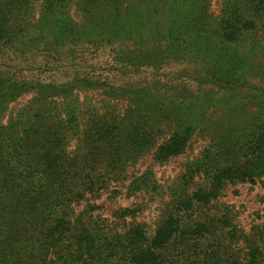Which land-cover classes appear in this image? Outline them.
<instances>
[{
    "label": "trees",
    "instance_id": "obj_1",
    "mask_svg": "<svg viewBox=\"0 0 264 264\" xmlns=\"http://www.w3.org/2000/svg\"><path fill=\"white\" fill-rule=\"evenodd\" d=\"M241 188L264 0H0V264H264Z\"/></svg>",
    "mask_w": 264,
    "mask_h": 264
},
{
    "label": "rangeland",
    "instance_id": "obj_2",
    "mask_svg": "<svg viewBox=\"0 0 264 264\" xmlns=\"http://www.w3.org/2000/svg\"><path fill=\"white\" fill-rule=\"evenodd\" d=\"M239 195H232L231 193L228 194L226 198L227 202L237 203L239 205L244 206L242 211L243 222H248L250 220L249 214L254 211V209H260V214H264V192L262 190H255L253 192H247V189L241 188L239 189ZM259 198H262L263 201L260 204ZM125 203L118 202V206ZM116 206H108V210L112 211Z\"/></svg>",
    "mask_w": 264,
    "mask_h": 264
}]
</instances>
